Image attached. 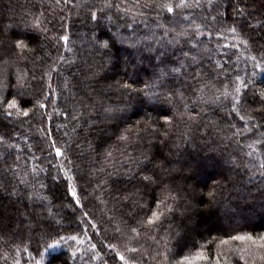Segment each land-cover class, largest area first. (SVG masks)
Instances as JSON below:
<instances>
[{"label": "snow or ice", "instance_id": "1", "mask_svg": "<svg viewBox=\"0 0 264 264\" xmlns=\"http://www.w3.org/2000/svg\"><path fill=\"white\" fill-rule=\"evenodd\" d=\"M74 18L81 22L86 18L97 26L105 21L118 28L142 24L149 33L144 40L148 55L140 62L148 60L152 66L149 80L110 78L103 61L87 60L83 68L65 75L62 66L77 64ZM0 23V125L11 128L0 132V192L14 198V205L28 202L23 209L15 208V215H5L0 205V241L11 243V264H44V253L71 247L69 242L76 245L71 259L79 253L84 260L87 254L85 264L92 260L109 264L98 244L82 247L92 240L89 229L96 235L112 232L118 243L104 247L114 252L119 264H144L148 249L142 240L156 246L154 254L148 253L155 264H264V234L236 229L206 239L194 255L176 252L187 234L174 229L175 214L179 211L191 222L201 206L212 209L233 178L213 179L204 193L187 183L184 169L170 167L171 152H152L156 143L167 146L175 136L183 138L181 125L187 131L204 128L236 145L233 164L264 178V80H257L258 71L264 73V0H36L19 21L46 41L36 46L13 32L12 17ZM94 44L111 58L109 40ZM66 52L73 55L65 56ZM156 59L159 64L153 63ZM108 92L118 93L121 103H108ZM134 95L162 102L168 111L155 117L146 113L103 139L107 131L100 125L126 120L120 115L129 107L124 101ZM54 116L62 118L55 128ZM25 125L28 134L17 131ZM97 132L103 136L90 138ZM30 134L46 146L34 144ZM119 177L131 187L118 186ZM49 179L63 184L59 207L48 191ZM254 191L255 198L264 201V180ZM102 196L113 205L103 228L86 203L89 198L108 203ZM63 208L79 213L80 232L58 227L65 219L60 215ZM21 230L28 233L27 243L25 239L17 243ZM37 233L38 242L45 245L37 253L40 260L28 247ZM132 242L139 247L129 246ZM21 253H27V259ZM8 256V252L2 256L6 264ZM57 261L60 257L53 256L52 264Z\"/></svg>", "mask_w": 264, "mask_h": 264}, {"label": "trees", "instance_id": "2", "mask_svg": "<svg viewBox=\"0 0 264 264\" xmlns=\"http://www.w3.org/2000/svg\"><path fill=\"white\" fill-rule=\"evenodd\" d=\"M35 2L36 0H0V21L7 22L8 18L12 17L14 24L13 32L26 37L32 46H36L38 42L46 43V41L43 40L41 34L32 30H25L24 25L19 23V21L23 18L25 11L30 9L32 3ZM120 23L123 24V22ZM2 26L3 24L0 23V27ZM71 31L74 33L72 41L76 49L77 64L71 67L66 65L62 66L65 75H67L68 72H75L83 68L84 61L87 60L97 63L103 61L106 66L107 75L110 78L115 77L116 79H120L133 77L138 82H143L149 80L152 76L153 68L148 60H144L143 63L140 62L143 56L148 55L145 51L144 40L145 36L149 35V33L142 24H135L133 28H125L123 26L118 28L116 24H110L105 21H101L99 26H97L94 22H90L86 18L83 22H81L79 18H74ZM100 40H109L112 43L110 59L104 55L103 50H97L94 41ZM229 40H231V38H229ZM130 44H135V46L129 47ZM169 51H171V49H169ZM242 51L243 49H241V52ZM64 54L69 57L73 55L67 52ZM229 54H232V50H229ZM152 55H155V53ZM233 62H235L234 55ZM153 63L159 64V59L154 60ZM239 67L241 71L245 68L244 56H241ZM11 78L13 80L15 79L14 76ZM53 79L59 80V77L53 73ZM257 80H264V73H259L258 71ZM107 95L110 97V100L107 101L108 103L114 105L121 103V98L118 93L108 92ZM124 103L129 105V107L126 112L120 115L125 117L126 120L119 121L118 125L101 124L100 128H106L107 135L103 136V133L97 132L93 133L90 138L95 139L96 136L100 135L103 136V139L107 140L113 137L117 126L122 129L126 123L130 124L137 118L144 117L146 113H150L155 117L161 112L168 111L167 105L162 102L154 99L148 100L135 95L127 101H124ZM59 104H63V99L59 101ZM48 111H51V108H49ZM61 122L62 118L54 116L53 128H55L56 124ZM10 130V126L0 125V132ZM17 131L28 134L27 125H25L23 129H17ZM67 131L71 133V125H69ZM180 133L186 134L183 138L181 135L175 136L167 146L158 143L154 144L152 152L157 155L161 153L169 155V152H171L169 156V160L171 161L170 167L177 170H190V173L200 180L193 183L187 180V183L198 187V190H202L204 193L209 190L212 180L220 178L221 175H227V173L231 172L233 181L227 184L221 194L217 196V203L214 205L218 207L217 211L219 213H224L223 218L217 216V213L213 209H210L212 213L215 214L214 220L208 219L209 221L205 223L204 219L206 218H203V209L206 208L203 206L192 213L191 222H187L184 217L180 215L179 211L175 214L173 217L175 221L173 225L174 229L181 232L182 235L185 233L187 234L186 240H184L179 247H176L175 251L181 252L184 255H194L199 245L203 244L206 239L211 236H223L224 231H231L232 229H236L241 233L248 232L254 236L264 234V211H262L264 208V201L256 199L255 197H257L258 194L254 191L255 187L264 180V178L259 175L251 176L247 169L237 167L233 164L232 156L236 155V145L226 140L222 141L215 133L207 131L204 128L197 130L195 127H193L191 131H187L184 129L183 125L180 127ZM54 134L57 137L60 136L59 131H56ZM30 135L34 144L37 146H46L40 141L38 136L35 134ZM72 135L74 136L75 134L72 133ZM21 144L23 146L22 141ZM75 151L78 150L74 149L73 155H75ZM9 162H11V160ZM175 174L176 173H174V175ZM187 177L189 178V176ZM7 179L8 177H5V183H7ZM117 179L120 181L118 186L131 187L130 184L124 181L123 177ZM47 183L53 203L59 207L64 197L63 184H57L51 179H49ZM181 183L184 182L181 181ZM101 199L109 201V198L106 196H102ZM150 199L151 197L149 196V200ZM204 199L206 200L207 197L205 196ZM13 200L14 198L9 197L6 193L0 192V205L4 206L3 210L5 215H15V208L23 209L28 206V202L26 201L14 205L12 203ZM86 203L88 204V210L93 212L96 220L101 224V228H103L107 216L111 215V212L108 210L113 207L112 203L109 201L108 203L102 204L99 200L92 201L91 198H89ZM60 215L65 219L58 227L67 232H80L82 225H80L76 219L79 215L78 212L74 214L71 209L63 208L60 210ZM195 217L200 220L197 222L196 227L195 224L192 223ZM5 223H7V221H5ZM27 235L28 233L21 230V234L17 238V243L20 239H25ZM88 235L92 237V240H86L85 244L82 246L84 249L89 247V243H96L99 246L98 250H101L102 256L108 259L109 264H119V262L114 259V252L104 247V244L108 242L118 243L112 238L113 234L111 231L96 235L93 230L89 229ZM38 237L39 233L32 237L31 243L28 245L36 260L41 259V256L37 253L43 252L45 247L42 241L38 242ZM105 237L108 239H104ZM25 242L27 243L26 239ZM50 242L51 241H49V243ZM140 243L144 244L145 248L148 249V251L144 253V264H155L148 253L153 252L156 246L152 244L151 241L146 243L142 240ZM69 245H71V247L64 245L54 251L49 250L44 253V264H52L53 256L60 257V261L67 260V264H85V261L88 260V255L86 254L84 260H81L79 259L80 254L78 253L77 259H71L70 253L76 245L73 244V242H69ZM118 246L122 248V243L118 244ZM129 246L139 247L135 242L130 243ZM5 252L9 253L7 264H11L12 255L14 254L11 243L6 245L3 241H0V264H6L5 260L2 258ZM21 258L27 259V253H21ZM60 261H57L56 264H60ZM90 264H102V261L92 260ZM194 264H199V262L194 261ZM237 264H243V262L237 261Z\"/></svg>", "mask_w": 264, "mask_h": 264}, {"label": "rangeland", "instance_id": "3", "mask_svg": "<svg viewBox=\"0 0 264 264\" xmlns=\"http://www.w3.org/2000/svg\"><path fill=\"white\" fill-rule=\"evenodd\" d=\"M189 173H190V170H186V171H184V175L185 176H189V178H188V181H191L192 183L193 182H195V181H198V180H200L198 177H196L195 175H193V174H191L190 173V175H189ZM227 176H231L232 177V174H231V172L230 173H227ZM246 184V183H245ZM217 206H214V207H212V209L217 213V216H219L220 218H223L224 217V213L223 212H218L217 211ZM262 211H264V208L262 209ZM214 216H215V214H213L212 213V211L211 210H208V209H203V218H206V219H204V221H205V223H207L209 220H214ZM200 218V217H199ZM209 219V220H208ZM201 220H202V218H201ZM198 221H200V220H198V218H196L195 217V220L192 222L193 224H195V227H196V224H197V222ZM195 222V223H194ZM222 222H225V221H222ZM192 224V225H193ZM196 229V228H195ZM193 264H194V262H193Z\"/></svg>", "mask_w": 264, "mask_h": 264}]
</instances>
